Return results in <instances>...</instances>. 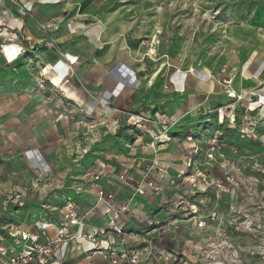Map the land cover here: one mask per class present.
I'll use <instances>...</instances> for the list:
<instances>
[{
    "label": "rangeland",
    "instance_id": "rangeland-1",
    "mask_svg": "<svg viewBox=\"0 0 264 264\" xmlns=\"http://www.w3.org/2000/svg\"><path fill=\"white\" fill-rule=\"evenodd\" d=\"M29 1L32 9H50L67 30L78 22L117 21L116 45L150 43L147 51L158 59L130 63L133 93L113 104L111 114L97 109L94 95L87 107L49 84L62 113H52V131L41 133L61 139L49 156L36 151L37 165L16 149L10 111L0 107V225L55 217L66 196L82 207L96 200L104 211L102 190L112 195L111 214L117 211L125 246L138 251L140 264H264V90L249 77L257 64L264 68V0ZM38 44L59 49L52 41ZM64 55L67 69L64 63L73 61ZM185 65L196 77L215 80V89L201 92L192 80L172 94L167 75ZM222 68L238 93L254 95L227 98ZM69 71L60 81L74 86ZM105 224L106 217H95L85 225Z\"/></svg>",
    "mask_w": 264,
    "mask_h": 264
},
{
    "label": "crops",
    "instance_id": "crops-1",
    "mask_svg": "<svg viewBox=\"0 0 264 264\" xmlns=\"http://www.w3.org/2000/svg\"><path fill=\"white\" fill-rule=\"evenodd\" d=\"M72 26H76L74 30ZM156 28L158 27L152 28L151 38ZM120 29L117 21L110 24L101 21L89 24L78 22L67 30L61 24V19L48 8L32 9L29 0H20L15 7L12 3L0 0V45L2 46L0 48V94L2 96L0 107L10 111L8 116L11 119L13 144L16 145V149L27 151L25 153L27 160L32 165L39 163V160L35 158L36 151L49 156L61 139H48L44 133H41L45 127H50L48 123L51 122L52 113H62L61 110L54 109L48 94L49 84L54 83L67 99L75 100L74 97L78 96L87 107L92 102L89 97L92 98L93 95L98 102L107 100L108 107L98 104L97 109L111 114L114 109L113 104L126 102L133 93L137 76L130 63L142 62L144 56H150L153 60L158 59L156 51L155 57L147 51L150 43L132 44L123 39L121 44L116 45L122 36ZM40 40L47 43L52 41L59 49L44 44L39 45ZM61 54H65V57L73 61L70 73L74 78V86L69 82L60 81L68 71L62 63ZM164 65L165 63L162 62L148 77L147 85L152 83ZM193 69L194 67L185 65L179 67L177 74L171 71L167 75L166 79L172 94L181 92L192 80L201 92H210L215 89L217 83L215 80L211 77L208 79L196 77L192 74ZM185 72L190 74L184 77L179 76V73L185 74ZM207 72L210 73L209 68ZM154 73H156L155 76H153ZM249 74V77L253 75L256 79L254 86L263 91L264 68L257 64L252 73L249 71ZM244 75L246 74L239 72L242 80L249 78H243ZM199 79L209 80L208 86L199 84ZM42 80L43 84L40 86ZM171 81H174V85ZM71 86L78 87V90L75 92ZM142 103L147 105L144 99ZM144 110L147 108L144 107ZM197 110L192 107L191 112ZM113 115L112 122L121 123V120L117 118L118 115ZM143 115L147 121L154 119L150 115L144 113ZM47 128H45L46 134L52 131ZM46 147L50 149L48 153L45 152ZM95 202L96 200L89 202V205Z\"/></svg>",
    "mask_w": 264,
    "mask_h": 264
},
{
    "label": "built area",
    "instance_id": "built-area-1",
    "mask_svg": "<svg viewBox=\"0 0 264 264\" xmlns=\"http://www.w3.org/2000/svg\"><path fill=\"white\" fill-rule=\"evenodd\" d=\"M64 64L69 71L71 66L67 62ZM177 72L179 70H175ZM220 73V83L227 98L242 99L243 94L232 87V78L225 68L220 69ZM171 83L174 85V81ZM42 84L43 80L40 86ZM100 104L102 107L109 106L107 100ZM115 123L119 124L118 121ZM75 191L78 192V189ZM98 195L108 206L104 211L100 210L97 201L82 207L66 196L55 217L36 220L31 224H1L0 264H140L138 251L129 252L125 246L127 241L122 236L125 234L123 224L116 222L117 211L113 216L111 214L115 210L109 202L112 195L105 196L102 190L98 191ZM95 217H106L105 226L86 227V221ZM113 234L122 237L114 239Z\"/></svg>",
    "mask_w": 264,
    "mask_h": 264
},
{
    "label": "bare ground",
    "instance_id": "bare-ground-1",
    "mask_svg": "<svg viewBox=\"0 0 264 264\" xmlns=\"http://www.w3.org/2000/svg\"><path fill=\"white\" fill-rule=\"evenodd\" d=\"M79 28V27H78ZM77 28V29H78ZM198 83L200 84H203L204 86H208V84H209V80H203V79H199V81H198ZM243 96H242V98H244V99H249L250 98V94H251V91L250 90H243ZM73 98V97H72ZM74 99L77 101V102H81V99L78 97V96H76V97H74ZM82 103V102H81Z\"/></svg>",
    "mask_w": 264,
    "mask_h": 264
}]
</instances>
